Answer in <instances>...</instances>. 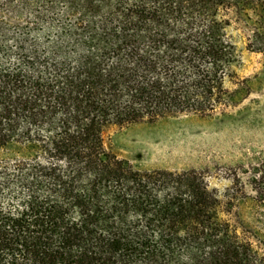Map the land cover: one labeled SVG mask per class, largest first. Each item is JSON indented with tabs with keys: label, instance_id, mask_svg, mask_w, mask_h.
<instances>
[{
	"label": "trees",
	"instance_id": "obj_1",
	"mask_svg": "<svg viewBox=\"0 0 264 264\" xmlns=\"http://www.w3.org/2000/svg\"><path fill=\"white\" fill-rule=\"evenodd\" d=\"M231 25L264 53V0H0V264H264V161L219 190L104 138L235 105Z\"/></svg>",
	"mask_w": 264,
	"mask_h": 264
},
{
	"label": "rangeland",
	"instance_id": "obj_2",
	"mask_svg": "<svg viewBox=\"0 0 264 264\" xmlns=\"http://www.w3.org/2000/svg\"><path fill=\"white\" fill-rule=\"evenodd\" d=\"M229 30L240 50L235 79L247 80L243 97L212 116L174 114L111 126L104 138L114 154L144 171H194L209 188L219 190L231 183L235 171L247 179L251 167L264 161V53L247 49L240 25ZM235 79L226 86L236 87Z\"/></svg>",
	"mask_w": 264,
	"mask_h": 264
}]
</instances>
